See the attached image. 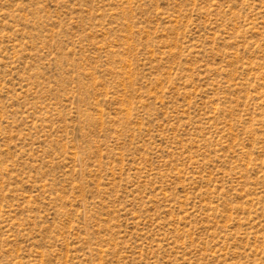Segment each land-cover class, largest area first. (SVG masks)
Returning <instances> with one entry per match:
<instances>
[{"label":"rangeland","instance_id":"1","mask_svg":"<svg viewBox=\"0 0 264 264\" xmlns=\"http://www.w3.org/2000/svg\"><path fill=\"white\" fill-rule=\"evenodd\" d=\"M0 264H264V0H0Z\"/></svg>","mask_w":264,"mask_h":264}]
</instances>
